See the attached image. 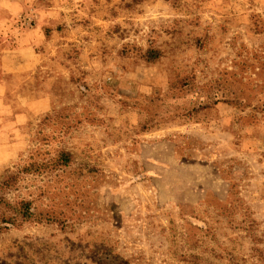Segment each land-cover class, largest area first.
<instances>
[{
    "label": "rangeland",
    "instance_id": "1",
    "mask_svg": "<svg viewBox=\"0 0 264 264\" xmlns=\"http://www.w3.org/2000/svg\"><path fill=\"white\" fill-rule=\"evenodd\" d=\"M0 264H264V0H0Z\"/></svg>",
    "mask_w": 264,
    "mask_h": 264
},
{
    "label": "trees",
    "instance_id": "2",
    "mask_svg": "<svg viewBox=\"0 0 264 264\" xmlns=\"http://www.w3.org/2000/svg\"><path fill=\"white\" fill-rule=\"evenodd\" d=\"M149 54H151L150 57L152 59H155V58H157L159 56V53L157 51H155V50H149ZM62 158H64L65 159V163H67L68 162V158H69V154L68 153H63L62 154ZM23 210H24L23 211L24 216H30L31 215L30 206H29L28 202L23 203Z\"/></svg>",
    "mask_w": 264,
    "mask_h": 264
},
{
    "label": "clouds",
    "instance_id": "3",
    "mask_svg": "<svg viewBox=\"0 0 264 264\" xmlns=\"http://www.w3.org/2000/svg\"><path fill=\"white\" fill-rule=\"evenodd\" d=\"M9 5L5 4L4 7H8Z\"/></svg>",
    "mask_w": 264,
    "mask_h": 264
}]
</instances>
